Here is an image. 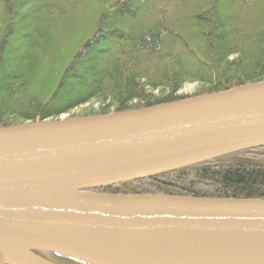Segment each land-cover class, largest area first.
Returning a JSON list of instances; mask_svg holds the SVG:
<instances>
[{"label":"water","instance_id":"1","mask_svg":"<svg viewBox=\"0 0 264 264\" xmlns=\"http://www.w3.org/2000/svg\"><path fill=\"white\" fill-rule=\"evenodd\" d=\"M264 146V80L0 126V264H264V198L91 189Z\"/></svg>","mask_w":264,"mask_h":264},{"label":"trees","instance_id":"2","mask_svg":"<svg viewBox=\"0 0 264 264\" xmlns=\"http://www.w3.org/2000/svg\"><path fill=\"white\" fill-rule=\"evenodd\" d=\"M86 6L98 8L93 29L86 34L91 18L69 37ZM262 80L264 0H0V126L140 109ZM187 81L196 92H179ZM91 191L264 198V146Z\"/></svg>","mask_w":264,"mask_h":264},{"label":"rangeland","instance_id":"3","mask_svg":"<svg viewBox=\"0 0 264 264\" xmlns=\"http://www.w3.org/2000/svg\"><path fill=\"white\" fill-rule=\"evenodd\" d=\"M92 1V0H91ZM92 8L90 9V7H85L86 9L83 10V14H81V16H79L77 18V25L74 26L73 30L71 32H69V37H71L74 33L76 34H79V33H84V31L86 30L87 28V24L88 22L90 21V19L92 18V22L87 30V33H90L91 30L93 29L94 27V20H93V15H94V12H96L98 14V8L95 7V6H91ZM96 8V9H95ZM95 10V11H94ZM95 13V14H96ZM64 27V25H63ZM58 47H59V44L58 45H55V48L54 50L57 52L58 50ZM58 56H49L47 60H49L50 62H52L53 60H55ZM42 87V83L39 84V82H35L32 86L33 90L37 91L38 88ZM197 90V84L196 82H191V81H187L185 82L181 89H180V93L182 94H192L194 92H196ZM85 107H81V108H78L74 111V113H80L82 112V110H84ZM76 117V116H75ZM60 118H69L67 115H62ZM59 119V118H58ZM54 259H57L59 260V262H62L64 261L62 258H58L56 256H53ZM66 261V260H65ZM57 262V261H56ZM68 264H74L72 263L71 261H66Z\"/></svg>","mask_w":264,"mask_h":264},{"label":"flooded vegetation","instance_id":"4","mask_svg":"<svg viewBox=\"0 0 264 264\" xmlns=\"http://www.w3.org/2000/svg\"><path fill=\"white\" fill-rule=\"evenodd\" d=\"M53 256H54V255H49V254H47L45 257H46V258H48V259H49V260H51V261H54V262H56V261H57V262H58V264H68V263H67L65 260H64V261H62V262H59V260H57V259H54V258H53ZM57 262H56V263H57Z\"/></svg>","mask_w":264,"mask_h":264}]
</instances>
